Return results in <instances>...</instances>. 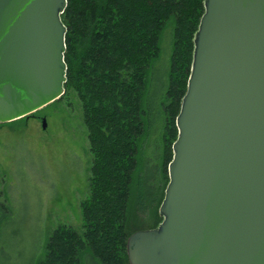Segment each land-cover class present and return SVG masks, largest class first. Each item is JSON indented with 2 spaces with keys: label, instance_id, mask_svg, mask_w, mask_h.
<instances>
[{
  "label": "water",
  "instance_id": "95a60500",
  "mask_svg": "<svg viewBox=\"0 0 264 264\" xmlns=\"http://www.w3.org/2000/svg\"><path fill=\"white\" fill-rule=\"evenodd\" d=\"M65 4L0 0V124L63 94ZM192 44L161 221L127 262L264 264V0H203Z\"/></svg>",
  "mask_w": 264,
  "mask_h": 264
},
{
  "label": "trees",
  "instance_id": "16d2710c",
  "mask_svg": "<svg viewBox=\"0 0 264 264\" xmlns=\"http://www.w3.org/2000/svg\"><path fill=\"white\" fill-rule=\"evenodd\" d=\"M65 2L60 15L65 82L63 94L52 103L70 95L78 103L89 155L87 192L79 202L81 232L57 225L47 233L43 254L32 264H128V235L155 228L161 221L158 207L176 138L174 121L203 0ZM161 59L153 163L141 139L146 134L143 116L151 110L148 74ZM11 212L0 201V228ZM142 216L150 219L147 225Z\"/></svg>",
  "mask_w": 264,
  "mask_h": 264
},
{
  "label": "rangeland",
  "instance_id": "374dc122",
  "mask_svg": "<svg viewBox=\"0 0 264 264\" xmlns=\"http://www.w3.org/2000/svg\"><path fill=\"white\" fill-rule=\"evenodd\" d=\"M162 60L149 71L151 110L143 116L146 134L141 141L146 140L145 155L153 163L150 150L158 141L156 86ZM7 124L0 127V201L12 212L0 228V264H32L43 254L47 233L57 225L81 232L79 202L87 192L89 161L85 130L72 95L33 112L29 119ZM143 218L147 225L149 218Z\"/></svg>",
  "mask_w": 264,
  "mask_h": 264
}]
</instances>
